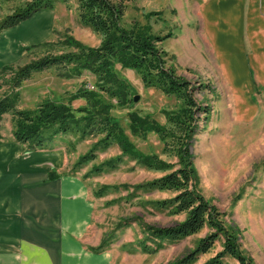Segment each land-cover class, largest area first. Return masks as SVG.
Instances as JSON below:
<instances>
[{
  "label": "rangeland",
  "instance_id": "374dc122",
  "mask_svg": "<svg viewBox=\"0 0 264 264\" xmlns=\"http://www.w3.org/2000/svg\"><path fill=\"white\" fill-rule=\"evenodd\" d=\"M203 1L126 0L122 24L129 27L137 22L148 25L155 35H170L159 44L166 54V67L189 82L193 100L201 109L194 111V134L187 144L196 176V191L219 211L224 225L236 233L242 255L251 259L252 264H264V90L255 91L252 99L256 110L250 117L245 116L251 107L240 91L236 92L235 98L232 96L224 66L226 58L222 60V51L216 53L205 35L200 10ZM20 6L22 2L19 0H0V21ZM51 11L35 14L1 37L0 62H6L5 66H22L49 53L68 52L67 38L88 47L99 46L102 37L79 22L76 0L58 2ZM46 43L49 46L28 50L31 46ZM114 72L130 86L128 97L131 102L125 107H119L115 100L99 92L97 79L91 73L83 71L78 77L67 78L57 68L34 73L23 81L18 88L17 107L33 110L44 100L68 104V99L84 86L113 106L111 115L138 151L172 164L173 170L178 169V158L164 150L165 143L169 149L173 146L172 140L167 138L164 142L153 132L145 137L132 135L129 115L136 113L148 117L170 130L173 126L169 118L182 108V101L174 95L145 87L134 70L115 64ZM10 77L11 73L0 77V98L10 90ZM135 96L137 101L133 100ZM85 105L83 99L70 104L73 110ZM12 129V116L5 114L0 121L3 142L13 137ZM78 137L75 133L59 134L43 149L31 152L63 149L73 159L66 168L56 169L54 173L80 176L89 189L93 211L84 239L88 251L105 241L99 252L107 253L109 264H167L193 250L198 240L207 236L209 230L203 228L176 242H163L156 252L145 253L142 248L145 225L170 227L185 219L184 214L160 212L153 206L155 201L173 198L174 192L140 191L130 197L134 186L158 179L165 172L148 170L125 157L114 168L92 173L94 165L120 155L117 146L96 152L94 161L73 171L77 158L100 138L81 140ZM26 150L29 148L24 145ZM102 186H115L118 190L110 189L98 198L95 192ZM147 244L156 247L151 242L147 241ZM222 244L223 239L216 241L194 264H204L214 258L223 250ZM222 262L239 264L229 257H224Z\"/></svg>",
  "mask_w": 264,
  "mask_h": 264
},
{
  "label": "trees",
  "instance_id": "16d2710c",
  "mask_svg": "<svg viewBox=\"0 0 264 264\" xmlns=\"http://www.w3.org/2000/svg\"><path fill=\"white\" fill-rule=\"evenodd\" d=\"M22 6L0 21V32L12 28L40 11L52 10L58 2L71 0H19ZM126 0H76L79 22L89 27L102 37L97 47L85 46L72 38H67L65 45L68 52L46 54L28 63L7 65L0 70V77L10 74L9 92L0 98V121L5 114L12 116V135L14 140L27 145L29 151L43 149L45 144L52 143L59 134L75 133L79 139L100 137L90 149L79 156L73 165V171L80 169L96 158V152L104 151L111 146H117L120 155L99 165H94L91 172L99 174L105 169L114 168L127 157L140 166L165 172L151 182L134 186L130 197L137 192L171 191L175 196L169 200L155 201L156 210L168 211L170 214H184L185 219L170 227L145 225V239L142 248L145 253L156 252L163 242H176L207 228L209 233L199 239L195 248L180 258L167 264H194L200 255L206 254L216 241L223 239V250L204 264H223L222 259L229 257L239 264H252L251 259L242 255L239 249L236 233L224 225L222 215L196 191V176L188 152V141L194 134V111L201 109L192 96L189 82L177 76L166 67L165 52L159 47L170 35L160 36L151 33L148 25L134 22L129 27L122 24ZM149 17V15H147ZM49 43L31 46L28 50L44 48ZM123 69H131L138 73L145 87L154 88L165 95H174L182 101V108L170 121V130L160 127L136 113L129 115V130L132 135L145 137L155 133L162 141L172 140V147L165 143V151L170 156L178 158L179 168L173 170V165L161 161L153 155H144L138 151L129 140L117 120L111 115L112 105L106 103L95 91L84 86L78 89L69 99L68 104L44 100L35 109H19V91L21 83L28 80L32 74L57 68L61 75L67 78L78 77L83 71L91 73L97 79V88L102 94L116 101L119 107H125L129 99L130 86L114 72V65ZM83 99L84 107L73 110L70 104ZM79 117H76V114ZM193 126V127H192ZM2 137L0 135V145ZM170 150V151H168ZM58 175L49 173V180ZM118 190L115 186H102L95 192L100 198L108 190ZM153 243L152 248L147 244ZM104 242L93 252H99Z\"/></svg>",
  "mask_w": 264,
  "mask_h": 264
},
{
  "label": "crops",
  "instance_id": "0c3cea01",
  "mask_svg": "<svg viewBox=\"0 0 264 264\" xmlns=\"http://www.w3.org/2000/svg\"><path fill=\"white\" fill-rule=\"evenodd\" d=\"M200 10L205 35L226 58L232 96L241 92L250 117L255 91L264 90V0H204ZM44 12L52 11L37 13ZM5 64L0 62V70ZM72 160L63 149L31 152L13 137L2 141L0 264H109L107 253L85 247L93 205L82 178L58 174L49 180L50 172Z\"/></svg>",
  "mask_w": 264,
  "mask_h": 264
},
{
  "label": "water",
  "instance_id": "95a60500",
  "mask_svg": "<svg viewBox=\"0 0 264 264\" xmlns=\"http://www.w3.org/2000/svg\"><path fill=\"white\" fill-rule=\"evenodd\" d=\"M137 99H138V97H137V96H135L133 100H134V101H137Z\"/></svg>",
  "mask_w": 264,
  "mask_h": 264
}]
</instances>
